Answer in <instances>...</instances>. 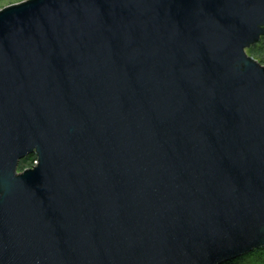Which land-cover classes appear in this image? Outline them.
I'll list each match as a JSON object with an SVG mask.
<instances>
[{
	"label": "water",
	"instance_id": "1",
	"mask_svg": "<svg viewBox=\"0 0 264 264\" xmlns=\"http://www.w3.org/2000/svg\"><path fill=\"white\" fill-rule=\"evenodd\" d=\"M263 35L264 0L0 8V264L264 246V65L246 53Z\"/></svg>",
	"mask_w": 264,
	"mask_h": 264
},
{
	"label": "trees",
	"instance_id": "2",
	"mask_svg": "<svg viewBox=\"0 0 264 264\" xmlns=\"http://www.w3.org/2000/svg\"><path fill=\"white\" fill-rule=\"evenodd\" d=\"M259 41H257L254 44H251L248 48L246 53L252 55L254 58H257V60H259L260 63H262L264 65V35L261 36V38L258 39ZM33 160H36V154L32 153L29 154L28 156H26L25 158H23L22 160L19 161L18 163V169L20 170H25L27 169V167L30 166L33 167ZM264 250V246L258 248V249H254L251 253L249 254H245V255H241L239 257H236L232 260L223 262L221 264H245L244 259L247 258V256H250L255 253V252H261Z\"/></svg>",
	"mask_w": 264,
	"mask_h": 264
},
{
	"label": "rangeland",
	"instance_id": "3",
	"mask_svg": "<svg viewBox=\"0 0 264 264\" xmlns=\"http://www.w3.org/2000/svg\"><path fill=\"white\" fill-rule=\"evenodd\" d=\"M20 1H22V0H0V8L4 7V6H6V5H9V4H11V3H16V2H20ZM256 59H257V58H256ZM258 62H259V60H258ZM261 64H262V63H261ZM262 65H263V64H262ZM35 162H36V160H33V164H32V165H34ZM27 168H30V166L27 167ZM23 170H24V169H23ZM23 170L18 169V172L20 173V172H22ZM251 252H252V251H251ZM251 252H248V253H246V254H249V253H251ZM244 255H245V254H244ZM244 261H245V264H264V250L261 251L260 253H259V252H255V253H253V254L251 255V257H250V256H247V258L244 259ZM224 262H226V261H224Z\"/></svg>",
	"mask_w": 264,
	"mask_h": 264
},
{
	"label": "bare ground",
	"instance_id": "4",
	"mask_svg": "<svg viewBox=\"0 0 264 264\" xmlns=\"http://www.w3.org/2000/svg\"><path fill=\"white\" fill-rule=\"evenodd\" d=\"M31 154H32V153H31ZM21 160H22V159H21ZM37 163H38V162H37V158H36V162H35V164H37ZM35 164H34V165H35ZM34 165H33V166H34ZM27 169H28V168H27ZM252 251H253V250H252ZM250 252H251V251H250Z\"/></svg>",
	"mask_w": 264,
	"mask_h": 264
}]
</instances>
